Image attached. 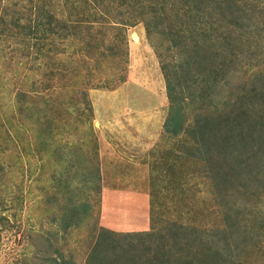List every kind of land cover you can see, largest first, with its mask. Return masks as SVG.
<instances>
[{
    "label": "rangeland",
    "instance_id": "374dc122",
    "mask_svg": "<svg viewBox=\"0 0 264 264\" xmlns=\"http://www.w3.org/2000/svg\"><path fill=\"white\" fill-rule=\"evenodd\" d=\"M0 264H264V0H0Z\"/></svg>",
    "mask_w": 264,
    "mask_h": 264
},
{
    "label": "trees",
    "instance_id": "16d2710c",
    "mask_svg": "<svg viewBox=\"0 0 264 264\" xmlns=\"http://www.w3.org/2000/svg\"><path fill=\"white\" fill-rule=\"evenodd\" d=\"M49 33H51V32H49ZM167 76L168 75H166V81H167L166 88L168 90L167 94H168V97L170 98L171 102L174 103L175 100H174L173 94L171 92L173 87L170 86L171 81L169 80V78ZM182 124H183V122L179 120L178 115L176 113L170 112L168 120H167V124H165L166 131L171 135H177L183 128Z\"/></svg>",
    "mask_w": 264,
    "mask_h": 264
},
{
    "label": "bare ground",
    "instance_id": "6f19581e",
    "mask_svg": "<svg viewBox=\"0 0 264 264\" xmlns=\"http://www.w3.org/2000/svg\"><path fill=\"white\" fill-rule=\"evenodd\" d=\"M135 37V36H134Z\"/></svg>",
    "mask_w": 264,
    "mask_h": 264
}]
</instances>
